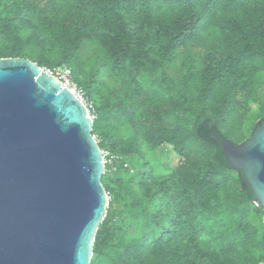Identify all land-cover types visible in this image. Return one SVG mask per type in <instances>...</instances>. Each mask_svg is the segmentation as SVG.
I'll return each instance as SVG.
<instances>
[{
    "label": "trees",
    "instance_id": "1",
    "mask_svg": "<svg viewBox=\"0 0 264 264\" xmlns=\"http://www.w3.org/2000/svg\"><path fill=\"white\" fill-rule=\"evenodd\" d=\"M192 45L203 53L178 72L179 51ZM50 54L95 104L101 150L120 157L102 178L111 199L92 264H264V209L222 147L248 140L238 116L249 112L246 100L260 104L264 0H0V59L30 56L54 68ZM103 70L120 79L102 86L107 96ZM135 70L162 72L177 98L154 90L141 101ZM146 105L171 109L174 121L148 127L137 118ZM163 145L180 160L157 176L141 157ZM129 176L138 192L124 184Z\"/></svg>",
    "mask_w": 264,
    "mask_h": 264
},
{
    "label": "water",
    "instance_id": "2",
    "mask_svg": "<svg viewBox=\"0 0 264 264\" xmlns=\"http://www.w3.org/2000/svg\"><path fill=\"white\" fill-rule=\"evenodd\" d=\"M84 104L26 58L0 59V264H92L109 198ZM223 155L264 209V123Z\"/></svg>",
    "mask_w": 264,
    "mask_h": 264
},
{
    "label": "rangeland",
    "instance_id": "3",
    "mask_svg": "<svg viewBox=\"0 0 264 264\" xmlns=\"http://www.w3.org/2000/svg\"><path fill=\"white\" fill-rule=\"evenodd\" d=\"M95 50V49H94ZM93 50V51H94ZM33 53L36 52V45L31 50ZM31 52V53H32ZM200 53H203V48L199 45H192L187 48H182L178 53V61L175 63L174 67L176 69H179L178 72L184 71L185 61L187 58L190 57H196ZM95 53H93L94 56ZM52 55L45 56V58H50L52 60ZM26 59L31 60L30 56H26ZM54 66L59 65V58H55L52 60ZM89 69V68H88ZM86 69L87 71H89ZM134 77L136 78L137 83L140 85L139 89L141 90V101L145 98L146 93H151L150 91L157 90L158 92H162L166 94L169 98H177V91L172 86L169 85L168 82L164 83L162 78L164 77L162 72L160 71H145L141 72L139 70H135L133 72ZM101 80V89L103 90V95H108L102 88L104 85H108L110 89H115L117 85L120 83V79L116 77L113 74L108 73L106 70H103L100 75ZM178 82V80H176ZM138 85V86H139ZM256 88L258 90L260 104L251 102L246 100L247 107L249 106V112L246 116L243 114H240L238 116L239 121V128H240V134L243 135L246 139L251 138L253 131L257 124L264 119V74L260 77H257V84ZM125 105H130L131 102L128 100V98L123 97ZM94 102L97 104V102L94 100ZM170 111H156L152 107L146 105L145 107H142L139 111V116L137 118L139 121H143L145 125L148 127H156L158 130H165L166 127L169 126L170 123H172L174 120L172 117H170ZM172 112V111H171ZM174 112V116L178 115L177 112ZM98 119V118H97ZM121 132L124 135V138L128 139L134 136L133 131L131 127L126 124L123 126H120ZM97 136V135H96ZM98 137V136H97ZM99 139V137H98ZM232 140V138H231ZM234 141V140H232ZM244 143V142H243ZM141 164L148 165L151 169L154 170V173L157 176H164L169 175L171 171L178 165L180 157L179 155L169 146L163 145L159 147L155 151H150L147 147L144 148V155L141 157ZM140 166L137 165V163H133V169L134 170H140ZM104 177V176H103ZM124 184L128 189L134 192L139 191V186L136 178L132 177H126ZM255 207L257 206V203H254ZM264 221V216H262L259 220V222ZM263 251L262 249H258L256 253H260ZM237 254V252H235Z\"/></svg>",
    "mask_w": 264,
    "mask_h": 264
},
{
    "label": "built area",
    "instance_id": "4",
    "mask_svg": "<svg viewBox=\"0 0 264 264\" xmlns=\"http://www.w3.org/2000/svg\"><path fill=\"white\" fill-rule=\"evenodd\" d=\"M43 70H45L49 75L55 77L58 81H60L61 86L63 88L69 90L79 101H81L84 104V106L87 109V113L93 122H95L97 120L98 115H97L95 104L87 96L84 89L76 83V81L73 78V71L67 64L56 66L54 68H43ZM94 137L97 140V142L99 143L97 137L95 135H94ZM102 154H103V158L105 161V167L107 165L108 166H114V164L120 160V157L114 156L108 151L102 150ZM105 173H106V171H105ZM107 195H108V198L110 201L111 198H110L109 194H107Z\"/></svg>",
    "mask_w": 264,
    "mask_h": 264
},
{
    "label": "clouds",
    "instance_id": "5",
    "mask_svg": "<svg viewBox=\"0 0 264 264\" xmlns=\"http://www.w3.org/2000/svg\"><path fill=\"white\" fill-rule=\"evenodd\" d=\"M107 192V191H106ZM108 194V193H107Z\"/></svg>",
    "mask_w": 264,
    "mask_h": 264
}]
</instances>
